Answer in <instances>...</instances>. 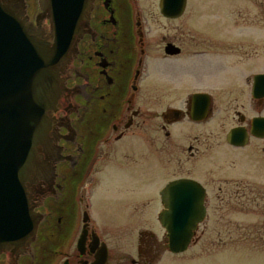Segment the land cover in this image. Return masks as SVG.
I'll list each match as a JSON object with an SVG mask.
<instances>
[{
	"label": "flooded vegetation",
	"instance_id": "obj_1",
	"mask_svg": "<svg viewBox=\"0 0 264 264\" xmlns=\"http://www.w3.org/2000/svg\"><path fill=\"white\" fill-rule=\"evenodd\" d=\"M30 13L33 20L34 13ZM183 17L186 13L166 17L160 0H93L87 28L63 71L64 95L51 114L50 138L61 148V157L56 162L49 158L47 168L39 171L35 167L31 175H24L21 168L15 174L1 173L7 167H0V229L7 227L6 196H13L18 187L25 191L28 205L41 215L38 237L25 255L16 246L6 247V238L0 240V264H38L45 257L50 263L60 258L62 264H96L102 259L103 243L108 248L106 264H110V248L92 221L94 196L108 191L112 181L111 190L122 201L120 208L144 214L150 208L146 172L152 165L159 168L158 176L168 167L169 171L175 169L173 175L183 172L157 191L161 212V191L171 181L188 178L202 185L206 217L201 224L209 217L210 188L215 189V199L226 194L263 196L264 97L254 94V77L259 72L243 71L258 60L260 51L255 46L231 45V38L225 35L186 30ZM216 71L221 75L215 87ZM202 78L208 84H202ZM231 82L242 88L237 90ZM196 94L205 96L197 104L193 100ZM180 100V107L171 104ZM205 100L206 118L194 120ZM161 101L169 103L158 114L159 145L148 137L152 116L146 107ZM216 114L221 116L225 133L210 126L206 135L193 137L211 151L207 158L199 161L206 152L192 143L175 146V125L185 121L197 125ZM235 129L238 134L230 142ZM194 132L186 130L185 136ZM120 143L125 144L119 147ZM215 146L217 151H213ZM171 150H178L180 157H172ZM151 154L156 156L153 164ZM164 154L171 156L162 158ZM226 162L231 169L239 166L237 172H214L224 169ZM45 170L48 172L40 173ZM76 227L79 232L72 252L65 246ZM155 242L154 234L140 231L137 259H131L132 264L151 262Z\"/></svg>",
	"mask_w": 264,
	"mask_h": 264
},
{
	"label": "water",
	"instance_id": "obj_2",
	"mask_svg": "<svg viewBox=\"0 0 264 264\" xmlns=\"http://www.w3.org/2000/svg\"><path fill=\"white\" fill-rule=\"evenodd\" d=\"M35 5L30 11L27 0H0V167H7L1 173L15 174L21 168L24 175H31L35 167L47 168L49 158L56 162L61 157V148L50 138L51 114L64 95L63 71L87 28L93 0H35ZM186 7L187 0H160L166 17L181 16ZM254 94L264 97V74L254 77ZM203 97L196 94L193 100L197 104ZM204 103L194 120L206 118L208 102ZM237 134L238 129L231 132L230 142ZM6 198L7 227L0 229V240L6 238V247L16 246L25 255L38 237L41 215L28 205L19 187ZM204 198L202 185L188 178L171 181L161 191L164 210L159 221L170 253L189 249L206 217ZM102 247V259L96 264L107 262L108 248L105 243Z\"/></svg>",
	"mask_w": 264,
	"mask_h": 264
},
{
	"label": "rangeland",
	"instance_id": "obj_3",
	"mask_svg": "<svg viewBox=\"0 0 264 264\" xmlns=\"http://www.w3.org/2000/svg\"><path fill=\"white\" fill-rule=\"evenodd\" d=\"M150 1L157 2V0ZM27 2L30 5L29 10L33 11L36 8L35 0H27ZM152 8L154 9V7ZM185 13L186 17H183V20H187L186 30L198 29L216 36L225 35L231 38V45L240 44L258 48L260 51L258 60L252 65H246V69L243 71L264 74V0H188ZM189 15L191 16L189 17ZM220 75L216 71L213 77L215 80L212 78L215 87ZM224 79L228 80V78ZM206 80L208 81V79ZM206 80L202 78L200 82L208 84ZM233 85L237 86V90L242 88L240 83H233ZM181 101H173L171 104L180 107ZM168 103V101L152 102L146 107L152 116L148 124L150 132L148 137L151 138V141L155 140L156 143L159 141V145L160 139H157L156 131L159 130L161 120L158 114ZM220 117V114H216L214 118L197 125H191L186 121L175 125L172 129L175 135V146H178L177 143H181L183 147L192 143L201 151L206 152L199 161L202 158H207L211 151L205 150L206 146L194 141L193 137L206 135L211 129L210 126H215V132L225 133L226 130L221 126L223 121H219ZM191 128L195 132L185 136L186 130ZM201 136H199L200 139H202ZM220 142L223 144V138ZM124 144L120 143L119 147H123ZM217 148L215 146L213 151H217ZM171 152L172 157H180L178 150H171ZM170 156L161 155L166 159ZM149 157L153 164L156 156L151 154ZM183 158L185 157L183 156ZM262 162L264 163V155ZM228 163H223L224 169L214 172L217 174L237 172L239 166L236 169H231ZM262 167L264 170V165ZM174 172L175 169L169 171L168 167L166 172L159 175L161 178H158L160 171L154 165L146 172L149 175L146 185L151 189V193L150 208L144 214H139L138 211L126 212L120 208L122 201L111 190L112 181L108 185V191L103 190L95 194L91 212L92 221L95 223L100 237L110 248V264H132L131 259H137L138 236L139 232L143 230L154 234L156 240L154 253L151 255L153 260L146 264H264V193L258 199H255V194L249 193L242 196L226 194L222 198L215 199L213 192L215 189L210 188L209 217L199 226L196 233L197 239H194L185 253L175 255L168 251L166 231L159 223L161 206L157 191L161 190L173 177L183 175V172L173 175ZM205 175L206 173H203V176ZM203 179L207 184V178ZM229 188L230 186H224V189ZM78 232L79 227H76L69 245L65 246L72 252ZM38 264H62V261L57 258L50 263V260L47 262V257H45L44 261L40 260Z\"/></svg>",
	"mask_w": 264,
	"mask_h": 264
}]
</instances>
